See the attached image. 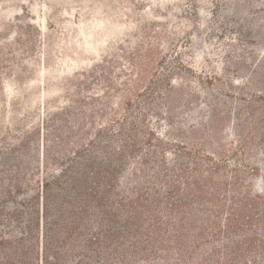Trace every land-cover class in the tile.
Wrapping results in <instances>:
<instances>
[{
  "label": "rangeland",
  "instance_id": "obj_1",
  "mask_svg": "<svg viewBox=\"0 0 264 264\" xmlns=\"http://www.w3.org/2000/svg\"><path fill=\"white\" fill-rule=\"evenodd\" d=\"M139 73L151 83L149 94L136 96ZM127 97L130 121L143 133L127 164L153 150L150 166L166 170L187 151L189 165L199 163L205 176L206 194L187 224L189 244H202L169 263L222 264L227 251L228 264H243L231 240L209 225L234 180L264 192V0H0V186L13 167L37 165L43 121L54 159L60 132L76 128L77 119L92 127V139L95 127L114 122L118 129L129 117ZM160 127L165 146L154 138L147 145L144 133ZM117 134L103 133L86 149L110 151L103 144L113 146ZM164 148L172 155L164 157ZM245 255L254 264L257 253Z\"/></svg>",
  "mask_w": 264,
  "mask_h": 264
},
{
  "label": "trees",
  "instance_id": "obj_2",
  "mask_svg": "<svg viewBox=\"0 0 264 264\" xmlns=\"http://www.w3.org/2000/svg\"><path fill=\"white\" fill-rule=\"evenodd\" d=\"M165 77V83L172 85L171 77ZM129 82H124L126 94L130 92ZM136 83V96L150 93L151 83L141 73ZM138 83L144 87L139 89ZM131 101V97L126 98L122 109L129 117L117 124L118 129L113 128L114 122L95 127L93 139L92 127L78 119L76 128L63 129L54 159L43 121L46 135L41 138L37 165L26 161V167H13L0 186V264H126L130 255L137 256L134 264H156L157 260L170 264V258H187L202 244L203 239L189 244L187 224L196 215L191 213L192 205L206 194L203 169L193 160L189 165L187 151H181L177 165L166 170L153 168L154 162L150 166L155 160L153 150L127 164L143 143V133L130 121ZM90 121L93 125L94 119ZM160 130L162 127L158 132L150 128L144 133L147 145H152L154 138L156 144L165 146ZM113 131L118 133V140L113 146L103 144L110 146V151L86 149L103 133ZM88 136L87 142L81 143ZM163 155H172V151L164 148ZM119 168L126 174L120 175ZM140 173L143 178L138 181ZM127 175L130 181L124 182V189L117 188ZM223 184L219 183V189ZM232 185L233 191L219 195V219L209 225L210 229L216 236L231 240L229 247L238 251L243 264H248L245 254L252 251L257 253L253 263H264V192L248 189L236 180ZM157 188L164 190V197ZM200 230L209 242V237L203 236L205 225ZM221 259L222 264L231 260L227 251Z\"/></svg>",
  "mask_w": 264,
  "mask_h": 264
}]
</instances>
